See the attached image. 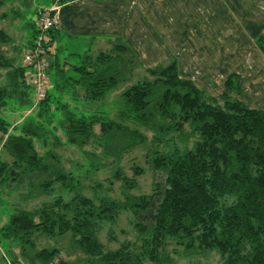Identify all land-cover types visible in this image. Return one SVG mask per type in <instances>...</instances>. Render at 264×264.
Instances as JSON below:
<instances>
[{"label":"trees","instance_id":"16d2710c","mask_svg":"<svg viewBox=\"0 0 264 264\" xmlns=\"http://www.w3.org/2000/svg\"><path fill=\"white\" fill-rule=\"evenodd\" d=\"M4 16L0 12V19ZM33 19L25 48L36 36ZM55 22L44 31L45 42L52 45L48 57L56 48ZM8 39L0 27V42ZM256 39L264 55V38ZM133 55L116 40L78 63L47 58L49 81L43 96L34 100L26 66L0 52V193L9 194L23 180L31 187L34 177L41 193H50L55 183L72 193L67 198L57 194L32 209L13 207L0 225V238L9 239L29 264L35 259L65 263L57 246L36 248L34 238L67 231L83 264H163L178 254L213 249L222 264H264V110L225 91L217 97L207 94L180 74L175 60L145 67L144 75L108 99L106 93L127 78L124 66ZM234 77L236 87L235 72L225 79L228 87ZM9 105L30 111L12 125L4 114ZM62 136L82 153L86 143L100 147L90 157L84 154L86 160L79 164L85 171L96 166L95 156L118 159L136 145L145 146L147 166L162 179L153 180L150 193L132 194L128 188L134 179L115 168L106 181L121 179L123 199L102 192L98 180L91 185L93 195H85L73 187L79 182L72 183L70 170L47 161L56 160L53 148ZM131 168L143 171L136 164ZM127 209L135 216L132 237L104 247L97 236L102 223ZM170 241L181 247L172 256L166 249ZM9 252L10 258L3 255L6 264H19L17 253Z\"/></svg>","mask_w":264,"mask_h":264},{"label":"crops","instance_id":"0c3cea01","mask_svg":"<svg viewBox=\"0 0 264 264\" xmlns=\"http://www.w3.org/2000/svg\"><path fill=\"white\" fill-rule=\"evenodd\" d=\"M55 21L56 48L48 60L78 63L101 50L98 43L107 44V50L119 40L134 52L139 66L175 60L180 74L203 89L207 76L235 72L240 89L242 84L247 91L264 93V74L243 68L247 53L255 65H264L256 39L264 38V0H60ZM29 41L16 45L21 54ZM18 59L14 62L21 63ZM237 65L242 71L229 72ZM210 82L218 84L213 78ZM222 89L210 95L217 97Z\"/></svg>","mask_w":264,"mask_h":264},{"label":"rangeland","instance_id":"374dc122","mask_svg":"<svg viewBox=\"0 0 264 264\" xmlns=\"http://www.w3.org/2000/svg\"><path fill=\"white\" fill-rule=\"evenodd\" d=\"M54 4H57V2H54L53 0H4L3 4L0 6V12L6 13V16L0 19V27L8 32L7 35L9 39L7 42H0V52H2L6 57L12 55L13 57H15L14 59L16 62L18 58L19 62H22L21 58L23 57V54H21L18 47L22 43H25L26 39L31 36L30 34L32 32V27L31 25H29V22L36 16L39 9H50ZM259 39L261 38L258 37V40ZM112 43L110 44V46L112 45ZM16 45H18V47H16ZM105 46H107V44L98 43L97 49L102 47L101 50H103V47ZM230 55H233L232 51H230ZM244 55L248 57H244ZM244 55L241 56L242 59L244 57L245 65H243V68L246 69L245 72H253L258 70L260 72L259 74H264V65H262L263 63L259 64V66L255 65L253 57L251 59V53H247ZM130 57L131 59L127 63L131 62V64L127 65L126 63V65L124 66V75L126 77V74L128 73L127 78L124 79L123 83L119 82L117 84V88L112 89L111 91L106 93L107 98H110V100L114 97L113 95L117 94L119 88H121L125 83L127 84L130 80L137 79L145 74V67L139 66L135 63L136 60H134V55ZM248 61L249 63L247 64ZM237 70L242 71L240 65H237V67L232 66L229 72ZM2 75L3 69H0V78L2 77ZM228 75L225 76L223 73H215L212 76H207L206 82L208 83V85L203 86V91L206 93L209 92L207 93L209 95L214 93L217 94L219 88L224 87V89H222L220 93L225 91V93L230 97L240 98L247 106L264 110L263 92L255 91V89L251 90L249 88L247 91L242 87V84L240 85L242 89H240L237 85L236 87H234L235 77L231 78L230 81L233 87H228L225 83V79ZM212 78L216 80L218 84L214 83V85H211L210 79ZM233 91L236 94H232ZM4 111L6 118L13 125L21 121L22 116H24L25 113L29 112L30 108L26 109L25 107H14L12 109L9 105ZM184 127L185 132H187L189 129L188 125L185 124ZM147 133H149V131H147ZM62 140L63 142L61 144L55 145L53 148L56 153V160L53 161L51 158H48L47 161L54 162L64 171L70 170L71 174L73 175V179H71L72 183L79 182V184H81V186L79 184H75L73 187H75V189L77 190H80V192L85 195H93L94 191L91 185H93L95 181L98 180L103 186V189L101 190L102 192L107 193L113 198L123 199V193L120 189L121 179H113L112 183H107L106 181V179L111 178V173L115 168L118 169L120 175L125 174L129 177H132L131 179H134L135 185L128 188V191L132 194H148L152 190L153 180L162 179V177L157 174V172H153L147 166V162L144 159V156H146L145 146L141 147V145H136L131 149L123 152L118 159L110 155L95 156V160H93V163L96 166H93V169L90 168V170L85 171V169H83V167L79 164L83 163L86 160V156L84 154H87L90 157L91 154L89 152H99L100 147L96 146L95 143H86L82 146L84 149H86V153H82L78 145L74 146L72 144L64 142L63 136ZM189 143L190 142H188V144ZM4 156L8 157L7 155ZM133 164L141 166L143 171L140 173L133 172L131 168ZM83 171L85 172L83 173ZM34 178L35 179H33L31 187H28L27 181L23 180V182L19 186L15 187V189L8 191L9 194L2 196V194L0 193V225L7 221L9 214L14 210L13 207L32 209L40 205L42 201H48L57 194H60L64 198H67L72 194L71 192L68 193V188H66L65 186L60 187L59 183L54 184V188L52 189V191H50V193H41L37 191L38 189L35 190L37 177ZM154 189L156 192L155 194H158L157 187H155ZM124 191L127 190L124 189ZM141 218L143 219V221L148 220V218H145V216H142ZM134 219V214L128 209L125 211H120L114 221H105L104 223H102V226L97 233L98 239L106 248L116 247L118 242L123 238L132 237L133 230L131 228V224ZM34 239L36 248L42 246H57L60 249L61 257L66 261L63 264L84 263L82 253L79 251V249L71 245L69 231L64 232L60 235H54L52 237L39 235ZM179 248H181L180 245L176 244L173 241H170L166 246V249L171 254V256L175 254V252H172V250H179ZM9 249H11L12 254L17 253L19 264H29V260L18 255L17 247L12 246L11 241L6 238H0V264H6L5 260L3 259V255L6 253L5 255L8 258L10 255ZM34 262L35 264H46L45 261L39 259H35ZM163 264H222V262L219 253L213 249L210 251L208 250L202 254H178L173 256L170 262H166Z\"/></svg>","mask_w":264,"mask_h":264},{"label":"built area","instance_id":"2783aa9c","mask_svg":"<svg viewBox=\"0 0 264 264\" xmlns=\"http://www.w3.org/2000/svg\"><path fill=\"white\" fill-rule=\"evenodd\" d=\"M53 1L58 4V0ZM57 4H54L50 9H39L33 19L36 36L32 45L26 47L23 52L22 63L27 68L26 79L32 86L34 100L43 96L49 81L46 64L48 54L52 51V45L45 42L44 31L55 21Z\"/></svg>","mask_w":264,"mask_h":264}]
</instances>
